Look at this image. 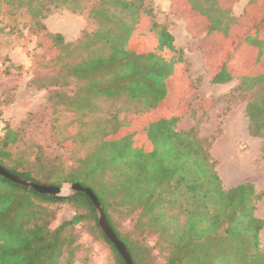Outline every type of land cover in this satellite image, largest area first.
Instances as JSON below:
<instances>
[{"label": "trees", "instance_id": "trees-1", "mask_svg": "<svg viewBox=\"0 0 264 264\" xmlns=\"http://www.w3.org/2000/svg\"><path fill=\"white\" fill-rule=\"evenodd\" d=\"M146 1L0 0V20L22 21L56 49L32 62L28 86L46 91L45 102L0 130V167L38 185L89 188L132 264H264V221L255 215L264 194L251 182L224 188L210 142L196 127L176 130L198 109L196 89L170 83L187 63ZM169 1L212 42L209 82L236 80L232 92L248 95L247 131L264 153V0L240 19L224 0ZM59 9L84 15L94 30L75 42L48 32L44 20ZM65 205L73 215L53 227ZM81 233L106 248L110 264H125L85 193L52 197L0 176V264H85Z\"/></svg>", "mask_w": 264, "mask_h": 264}, {"label": "rangeland", "instance_id": "rangeland-1", "mask_svg": "<svg viewBox=\"0 0 264 264\" xmlns=\"http://www.w3.org/2000/svg\"><path fill=\"white\" fill-rule=\"evenodd\" d=\"M249 1L224 0L223 3L231 8L234 17H240ZM146 5L152 10L155 20L164 25L173 36L175 47L183 52L187 63L186 74L175 77L170 83L173 85L188 80L196 89L198 109L193 115L188 111L183 113L176 130L187 131L196 127L198 136L210 142L209 151L224 188L251 182L257 191L264 194L262 143L260 139L248 134V122L244 115L248 95L232 92L237 85L236 80L222 85L209 82L213 68L206 64L205 59L212 49V42L205 31L192 27L189 29L181 9L173 8L169 0H148ZM44 24L48 32L61 34L67 42H75L83 30L90 32L95 28L84 15L64 9L52 11ZM55 53L56 49L45 42L42 36L29 34L22 21L12 24L7 20H0V130L6 124L16 128L26 120L29 113L40 110L45 102L46 91L28 86L32 74L31 65L32 62L51 57ZM210 98L218 100L208 107L207 100ZM176 106L174 101L168 100L165 103V107L171 112L175 111ZM203 109L207 111H202ZM131 119L133 122L139 120L136 116ZM48 133V127L42 123L37 135L44 137ZM231 165L234 167L233 173ZM69 193V185L63 184L61 195ZM72 215L70 207L62 206L53 227ZM255 215L264 221V196L256 207ZM80 242L84 247L82 257H87L85 264H110L108 251L101 244L92 243L84 233H81ZM260 243L261 250H264V227L260 233Z\"/></svg>", "mask_w": 264, "mask_h": 264}, {"label": "water", "instance_id": "water-1", "mask_svg": "<svg viewBox=\"0 0 264 264\" xmlns=\"http://www.w3.org/2000/svg\"><path fill=\"white\" fill-rule=\"evenodd\" d=\"M0 176L3 178H6L14 183H17L22 186H26L29 188H32L34 191L40 193V194H47L52 197H59V198H66L70 195L76 193V192H82L85 193L89 199L91 200L95 211L97 213L98 218V225L100 229L103 231L104 235L109 239V241L114 245L116 250L121 255L122 259L124 260L125 264H132L130 255L128 251L126 250L124 244L115 236L114 232L110 228V226L107 223V220L105 218V215L102 211V208L94 195V193L87 187L80 186L78 184H71L70 187V193L66 196L61 195V187H48L43 185L34 184L32 182L25 181L7 171H5L3 168L0 167Z\"/></svg>", "mask_w": 264, "mask_h": 264}, {"label": "crops", "instance_id": "crops-1", "mask_svg": "<svg viewBox=\"0 0 264 264\" xmlns=\"http://www.w3.org/2000/svg\"><path fill=\"white\" fill-rule=\"evenodd\" d=\"M253 1H255V0H250L247 4H246V6H245V8L243 9V13H242V15L241 16H243L244 15V11H245V9L248 7V5L251 3V2H253ZM232 11V10H231ZM241 16L240 17H235V18H237V19H240L241 18Z\"/></svg>", "mask_w": 264, "mask_h": 264}, {"label": "bare ground", "instance_id": "bare-ground-1", "mask_svg": "<svg viewBox=\"0 0 264 264\" xmlns=\"http://www.w3.org/2000/svg\"><path fill=\"white\" fill-rule=\"evenodd\" d=\"M231 171H232V173L234 172V167H233V165H231ZM233 175V174H232Z\"/></svg>", "mask_w": 264, "mask_h": 264}]
</instances>
